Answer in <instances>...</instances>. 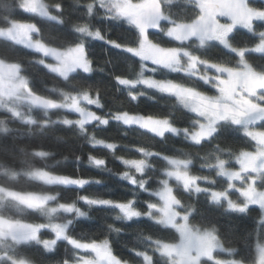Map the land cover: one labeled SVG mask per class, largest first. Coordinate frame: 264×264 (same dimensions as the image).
I'll use <instances>...</instances> for the list:
<instances>
[{
  "label": "trees",
  "instance_id": "16d2710c",
  "mask_svg": "<svg viewBox=\"0 0 264 264\" xmlns=\"http://www.w3.org/2000/svg\"><path fill=\"white\" fill-rule=\"evenodd\" d=\"M43 3L47 7L46 17L24 11L21 0H0V32L7 31L11 22L26 23L35 27L32 39L43 46L67 50L83 45L91 71L86 74L78 70L66 78L60 77L47 70L40 62L44 59L41 53L19 37L0 35V60L20 67L19 77L24 78L29 93L62 104L47 112L23 102L30 110L24 109L21 115L0 108V190L10 194L0 198V217L41 227L35 238L20 242L5 240L0 244V264L22 259L36 264H76L81 258L94 261V254L77 245L105 240L111 255L124 264H171L158 252L159 244L176 243L178 233L145 215L149 213L146 203L161 204L157 193L164 184L190 226L213 230L222 246L229 248V254L218 252L216 256L254 264L257 246L264 243L260 209L255 207L256 211L249 212L248 207L242 213L232 212L225 208L224 202H212L208 195L211 190H227V182L217 175L216 165L223 163L227 168H236L237 156L255 151L254 140L242 134L237 126L221 123L208 140L193 144L181 132H157L116 118L125 114L166 119L177 130H189L194 116L174 97L140 84L121 85L115 78L138 81L143 66L145 78L170 81L214 95L208 79L203 80L202 76L214 71H237L239 57L217 43L198 45L194 40L179 43L164 35L163 27L158 33L146 32L143 38L135 25L104 15L93 0H43ZM248 3L264 12V3ZM161 6L162 13L173 23H190L199 17V10L188 0H171ZM79 28L92 33L99 31L105 41H115L123 50L77 31ZM262 32L264 22L253 23L251 32L235 29L228 38L229 44L237 49L253 48ZM141 41H148L170 55L158 57L150 52L143 64L132 52ZM243 58L253 70L264 73V54L246 52ZM177 60L180 71L174 72L168 65L176 67ZM85 92L95 104H83L79 112L62 108L63 95L78 96ZM132 95L137 99L132 100ZM102 121H108V126ZM255 129L264 132V121L257 123ZM90 137L103 143H90ZM109 144L114 147L109 148ZM90 155L105 160L106 164L93 165ZM117 157L144 162L143 174L124 166ZM170 160L186 164L198 190L185 188L166 175ZM124 172L138 182L136 207L140 218L131 222L114 206L88 204L82 199L120 202L132 198L133 186L121 179ZM142 181H147L148 187L140 191ZM23 195L46 197L48 201L32 207L19 199ZM68 206L73 208L71 212L59 209ZM77 208L85 215L78 216ZM53 224H68L64 237H57L47 228ZM109 225L119 231H113ZM45 247H55L59 254H49Z\"/></svg>",
  "mask_w": 264,
  "mask_h": 264
},
{
  "label": "rangeland",
  "instance_id": "374dc122",
  "mask_svg": "<svg viewBox=\"0 0 264 264\" xmlns=\"http://www.w3.org/2000/svg\"><path fill=\"white\" fill-rule=\"evenodd\" d=\"M93 1L101 8L104 15H110L119 21L134 25V18L141 12L142 7L151 0H139L138 2L131 0ZM157 1L160 4L171 2V0ZM188 1H191L197 7L199 17L190 23H173L168 16L161 13L160 30L163 27V34L179 43L194 40L198 45H206L207 43L219 44L226 51L239 57L238 70L233 72L231 70L214 71V74L202 76L203 80L208 79L209 84L215 91L214 95L189 89L170 81L154 80L150 77L144 78L163 83L169 86L171 90L159 91L157 88L149 87L145 83L133 84V81H128V83L123 85L136 86L140 84L174 97L181 107L194 116V121L191 129L177 130L175 128L176 132L173 133L181 132L193 144L208 140L221 123L235 125L242 134L252 138L256 144L255 151L243 152L237 156L235 159L236 168H227L223 163L216 165L217 175L227 182L226 192L211 190L208 191V195L212 202H224L225 208L232 212L242 213L248 207L255 206L260 209L262 214L261 221H264V132H259L255 129L257 123L264 121V73L253 70L243 58V54L246 52L264 54V37H260L264 35V32L258 34L259 38L256 46L246 50L232 47L228 40L235 29H245L251 32L253 23L264 22V12L248 3V1L264 3V0ZM21 8L28 13L39 16H43V13L47 12V7L43 0H21ZM35 30L32 24L11 22L7 31L0 32V35L9 38L19 37L28 47L41 53L45 60H40V62L47 70L60 77L66 78V74H68L65 57L69 58L72 72L78 70L85 72V69L90 67L84 47L77 45L67 50H59L43 46L36 39H32ZM90 37L95 38V36ZM132 52L143 64L149 58L150 52L158 57L170 55V52L154 47L148 41L139 42ZM16 85H20V87L26 85L22 76L13 79L0 75V108L9 111L13 115H21L24 109L30 110V108L24 103H19L14 98L18 91ZM190 97H198L215 103L231 104L241 112H246L247 115L239 118L213 111L192 101ZM61 102L63 103V109L77 112H79L78 108L83 104H95V101L88 95L85 98V94L78 96L63 95ZM185 104L189 105V107H185ZM242 106L243 108L240 109ZM139 117L141 116L125 114L116 116L118 120L127 124L139 125L157 132H172L171 129L173 127L170 126L169 122L165 123L166 119L148 117L139 119ZM168 164L170 168L166 175L169 178L175 179L185 188L199 189L196 179L187 173L185 163L170 160ZM143 166L144 162L136 161V167L142 168ZM129 167L136 169L134 166ZM261 183L263 184L259 186ZM231 193L237 194L238 197H234ZM7 195L10 194L0 190V198ZM157 195L162 202L158 206L149 208L148 215L150 216L147 217L160 222L164 226L174 228L178 233L179 239L176 243L159 244L158 252L167 257L171 264H207V262L210 264H242L233 259L216 256L218 252L229 254V248L222 246L213 230L198 229L188 224L186 215L178 211L167 184H164V187L159 190ZM19 199L27 202L32 207L48 201L46 197L40 199L30 195L19 196ZM238 200L242 201L238 202ZM59 209L66 210L67 208ZM121 214L123 215V213ZM65 225L68 227V224H53L47 228L52 230L57 237L62 238L67 231V227H64ZM39 230H41V227L9 222L0 217V244L4 243L5 240L20 242L35 238ZM43 244L46 245L45 242ZM77 246L94 254L96 260L81 258L76 264L116 263V259L111 255L108 245L105 246L102 242ZM203 261H206V263H203ZM11 262L13 264V261ZM254 264H264V243L257 246Z\"/></svg>",
  "mask_w": 264,
  "mask_h": 264
},
{
  "label": "snow or ice",
  "instance_id": "6c2138e0",
  "mask_svg": "<svg viewBox=\"0 0 264 264\" xmlns=\"http://www.w3.org/2000/svg\"><path fill=\"white\" fill-rule=\"evenodd\" d=\"M77 31L79 32H87V28H79L77 29ZM89 36H93L92 34H89ZM95 38L100 41V42H107L110 44V46H114V47H117L118 49L120 50H123L120 48V45L115 42V41H105L103 36L100 34L99 31H97L95 33ZM81 47H84L83 45H81ZM85 52H86V49H85ZM91 61H88V64L90 65ZM91 69L90 67L89 68H86L85 69V73L87 74L88 72H90ZM116 81L117 83L123 85V84H126L128 83L127 80L125 79H122L120 76H117L116 78ZM170 83V82H169ZM165 91H170L171 88L169 86L166 85ZM85 98H87V94H85ZM131 99L132 100H136L137 97L132 95L131 96ZM183 103V101H181ZM185 107H189V105L185 104ZM139 119H143V117H139ZM102 123L105 125V127L108 126V121H102ZM165 123H168L167 120H165ZM172 132H176V129L175 128H172L171 129ZM98 144L100 143H103V141H98L97 142ZM109 148H113L114 145L112 144H109L108 145ZM117 159L124 165V166H134L136 167V161L134 160H126L124 159L123 157H117ZM89 161L93 164V165H97V166H101V165H105L106 164V161L105 160H102V159H97L96 157L94 156H89ZM136 171L138 174H143V169L140 168V167H136ZM121 179H126L127 180V183L129 185H132L133 188H132V198H128L124 201H120V202H117V201H111V200H89L87 197H82V199L84 200L85 203H88V204H95V205H112L114 206L116 209H118L121 213H123L124 215V218L126 220H128L129 222H131L133 219H139L140 218V213L139 211L137 210V198H138V192H137V187H138V182L136 180L135 177L129 175L128 172H124L122 173L121 175ZM83 183H87V181H84ZM148 187V184H147V181H142L139 183V190L140 191H143L145 188ZM61 207H64L63 205ZM152 207V204L149 202V203H146L145 204V208H151ZM67 211L71 212L72 211V207L71 206H68ZM257 209L255 208V206H252L250 209H249V212H252V211H256ZM51 211H55V209H52ZM76 214L78 216H84L85 214L83 212H81L78 208L76 209ZM145 215H148L147 213ZM117 219H120L119 216H117ZM65 228L67 227V225L64 226ZM109 228H112L113 231H119V229H115L113 228L112 225H109ZM103 245L107 246L108 245V241L105 240L102 242ZM46 252H48L49 254H56L58 255V250L55 248V247H45L44 249ZM114 255V254H113ZM101 264H103V262H101ZM116 264H124L123 261H121L119 259V257H116Z\"/></svg>",
  "mask_w": 264,
  "mask_h": 264
},
{
  "label": "water",
  "instance_id": "95a60500",
  "mask_svg": "<svg viewBox=\"0 0 264 264\" xmlns=\"http://www.w3.org/2000/svg\"><path fill=\"white\" fill-rule=\"evenodd\" d=\"M161 13L162 7L157 0H151L147 2L143 7L140 13L134 18V25L138 27L142 32V37L144 38L146 32L158 33L161 25ZM43 16H48L47 13H43ZM20 74V67L16 64H6L0 60V75L5 77L17 78ZM26 93L29 94L28 88L25 87ZM192 101L197 102L201 106L208 108L213 111H217L226 115H232L235 117L243 118L245 113L238 110L231 104L225 103H215L209 100H205L198 97H191ZM16 100L27 103L34 108L52 111L61 107V103L43 98L41 96H33L31 98H16Z\"/></svg>",
  "mask_w": 264,
  "mask_h": 264
},
{
  "label": "clouds",
  "instance_id": "9594fccd",
  "mask_svg": "<svg viewBox=\"0 0 264 264\" xmlns=\"http://www.w3.org/2000/svg\"><path fill=\"white\" fill-rule=\"evenodd\" d=\"M86 34H92L93 36L95 35V33H92V32H86ZM176 64L177 66L176 67H173L171 65H168V67H171V70L172 71H180V68L178 67L179 65V61L177 60L176 61ZM192 66L190 65L189 66V69L191 68ZM140 76V80L138 81H133L132 83L135 84V83H145L147 84L149 87H155L157 88L159 91H165V87L166 85L163 84V83H157L155 81H152L151 79H145L144 78V69H143V66H141V71L139 72L138 74ZM84 94H87L86 92ZM129 95H131V93H129ZM141 95H143V93H141ZM2 123V122H0ZM89 142L90 143H97L98 141H96L93 137H90L89 138ZM145 155H148V153H145ZM28 175H31V173H28ZM52 197H49V199H51ZM13 264H36L35 261H26V260H20V261H13Z\"/></svg>",
  "mask_w": 264,
  "mask_h": 264
},
{
  "label": "flooded vegetation",
  "instance_id": "af4514ba",
  "mask_svg": "<svg viewBox=\"0 0 264 264\" xmlns=\"http://www.w3.org/2000/svg\"><path fill=\"white\" fill-rule=\"evenodd\" d=\"M260 37H264V35H261ZM66 58V62H67V65H66V70L68 71V74H66L67 76H69L70 74H72L73 72H72V69H71V65H70V61H69V58H67V57H65ZM13 79H15V78H13ZM16 87H17V89H18V91H17V95H15L14 96V98L16 99V98H20V99H22V98H31V97H33L30 93L28 94V93H26V91H25V85L23 86V87H20V85H16ZM191 98V97H190ZM20 102H22V101H20ZM246 103H248L247 101H245ZM23 103V102H22ZM249 104V103H248ZM235 107V106H234ZM237 108V107H236ZM243 108V106L242 107H240V109H242ZM243 113H245V115H247V113L246 112H243Z\"/></svg>",
  "mask_w": 264,
  "mask_h": 264
}]
</instances>
